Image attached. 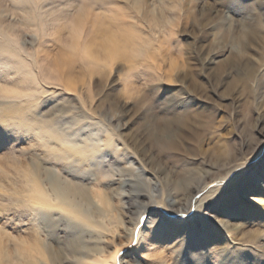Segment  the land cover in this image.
<instances>
[{"label": "rangeland", "instance_id": "obj_1", "mask_svg": "<svg viewBox=\"0 0 264 264\" xmlns=\"http://www.w3.org/2000/svg\"><path fill=\"white\" fill-rule=\"evenodd\" d=\"M0 59V124L31 125L0 152V264L32 251L36 231L55 264H74L87 244L101 256L82 264H117L118 248L128 264L141 205L170 219L191 214L188 226L144 234L146 264H264V0H0ZM61 117L96 129L81 142L111 150L114 182H86L91 165L62 167L46 153L42 131L73 141L56 129ZM34 165L109 200L92 238L58 217H31L25 173Z\"/></svg>", "mask_w": 264, "mask_h": 264}, {"label": "bare ground", "instance_id": "obj_2", "mask_svg": "<svg viewBox=\"0 0 264 264\" xmlns=\"http://www.w3.org/2000/svg\"><path fill=\"white\" fill-rule=\"evenodd\" d=\"M136 2L137 1L134 3L136 4ZM109 48V52L115 53L117 51L114 47L111 49ZM238 58L239 56L232 57L234 62L237 60L239 61ZM243 79L245 85L248 84L247 81L251 80V70L246 71V75ZM238 82H240V79H238ZM91 136L93 138V135ZM37 137L43 143L46 153L52 156H57L58 153L64 151L65 143L73 142L69 139H61L58 134L54 137H48L43 131L42 133H39ZM90 139L89 136V141L84 143L99 147V139H93L92 141ZM52 142L55 143L53 147H51ZM87 166H90V164L85 163L84 165H75V167H79V169ZM25 178L26 184H29L25 207L31 210V217L33 216L35 221L39 219L40 222H43V225L48 224L50 221H55L56 217H58L57 219L59 220H65L66 222L80 225L81 230L79 232H86L89 234L90 238H92L93 234H95V230L97 231L100 228L94 220L97 217L100 219H104L107 216L109 217L110 213L113 211V207L111 208L112 205H110L109 200L106 199L104 194L100 193L97 189L93 187L87 188L80 182H72L63 179L59 174L52 172L48 168H37L36 165H34L32 168L28 169L27 173H25ZM38 224L39 223H37V225ZM220 226L228 230L227 225ZM232 229L236 230L237 228L234 226ZM36 237L38 244L35 247L30 248L32 250L30 251L31 253H14L11 264H47L43 260L44 255L39 254V256H37V248L40 247L49 257L51 264H55L57 258H59V254H51L50 243L45 241V239L41 240L37 231ZM78 240L80 241L79 238H75L71 241V244L75 246L74 248L80 246ZM41 242H43V244H41ZM84 250L87 252V255H83L85 254L84 252L78 254L79 257L78 259H76L77 257L75 258L76 261L74 264H82L85 262L84 260H87L86 257H89L90 254L93 256H101L99 250L91 247V245H85ZM92 264H109V262L106 259L101 258L96 259Z\"/></svg>", "mask_w": 264, "mask_h": 264}, {"label": "snow or ice", "instance_id": "obj_3", "mask_svg": "<svg viewBox=\"0 0 264 264\" xmlns=\"http://www.w3.org/2000/svg\"><path fill=\"white\" fill-rule=\"evenodd\" d=\"M13 39H15V37H13ZM7 63L8 62L6 60L0 59V74L5 73V68L3 65H6ZM3 91L5 96L13 94L10 89H4ZM77 112L81 119L85 121L90 119L84 113L79 112L78 109ZM28 120H31V117H28ZM55 126L61 135L67 133L68 136L73 138V142L65 143L64 151L57 154L58 158L61 160L60 166L72 167L87 163L91 165L93 171L89 172L85 177L86 182L99 183L100 181L109 180L114 182L115 178L111 175L114 169H110L109 163L106 162L111 161L113 163H117L115 158L112 156L111 150H101L98 146L81 142L80 137L90 135L91 132L96 131L95 128L89 129V125L87 124L78 127L74 121L65 120L62 117L55 121ZM30 127L31 125H29L27 120H25L23 117L19 118L14 126H5L4 124H0V152L7 150L11 142L10 137L15 136L17 132H20V134L23 135V130ZM49 128H52V126L49 125ZM85 129L89 130L86 131ZM104 173H108V175H104ZM103 186L108 187L110 184L105 183ZM256 195L257 193L255 192L250 193L249 199L252 200V197ZM217 198L218 195L211 197L205 202L203 209L209 212L212 211L211 205ZM140 207L141 213L138 216L136 223L142 225V227L133 229V231L141 238L145 233L156 236L157 234L171 228L188 226L189 221L191 220V214L189 212H181L176 214L178 217H183L184 219H170L165 213L163 207H161L160 214L158 215H154L153 213V208L155 205H141ZM153 220L155 221L154 223L152 222ZM68 228L74 231L81 230L80 225L72 222L68 223ZM136 235L132 237L130 244L125 246L126 251H124L123 255L128 257L130 261H136L138 264H146V261L141 259V253L146 250V246L143 243V239L138 240ZM120 254L121 249H116V256H114L113 259L117 260V264H120Z\"/></svg>", "mask_w": 264, "mask_h": 264}, {"label": "clouds", "instance_id": "obj_4", "mask_svg": "<svg viewBox=\"0 0 264 264\" xmlns=\"http://www.w3.org/2000/svg\"><path fill=\"white\" fill-rule=\"evenodd\" d=\"M160 255H161V253H159V252L151 253L150 255L149 254H145L146 258H150V259H157ZM128 264H138V262L129 261Z\"/></svg>", "mask_w": 264, "mask_h": 264}]
</instances>
